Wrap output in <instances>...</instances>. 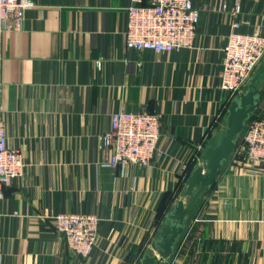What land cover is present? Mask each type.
<instances>
[{
	"label": "crops",
	"instance_id": "obj_1",
	"mask_svg": "<svg viewBox=\"0 0 264 264\" xmlns=\"http://www.w3.org/2000/svg\"><path fill=\"white\" fill-rule=\"evenodd\" d=\"M31 1L23 26L0 32V115L25 162L4 188L0 264H137L131 251L143 240L156 253L165 195L192 159L202 162L198 148L208 135L225 134L228 113L215 123L228 99L224 48L232 32L264 35V0H193L200 12L194 44L169 52L126 47L132 0ZM260 90L258 111L264 73ZM121 109L162 115L145 167L105 165L110 153L100 137ZM192 199L185 198L186 231L163 264H264V162L229 160L214 186ZM61 211L100 218L87 258L55 229Z\"/></svg>",
	"mask_w": 264,
	"mask_h": 264
},
{
	"label": "built area",
	"instance_id": "obj_2",
	"mask_svg": "<svg viewBox=\"0 0 264 264\" xmlns=\"http://www.w3.org/2000/svg\"><path fill=\"white\" fill-rule=\"evenodd\" d=\"M31 0H0V32L21 28ZM239 10V6H237ZM199 9L193 0H132L127 7L126 47L141 51L169 52L194 44ZM264 58V35L232 32L224 48L222 88L228 98L245 89L256 67ZM100 62H98V66ZM160 112H132L121 109L100 137V147L110 156L106 166L149 165L161 138ZM205 143L198 151L202 153ZM201 155V154H200ZM234 163L264 162V109L249 119L230 157ZM22 152L9 145L5 122L0 115V215L5 186L23 175ZM55 229L67 246L82 259L87 258L99 240L100 218L94 214L61 211L53 216ZM0 248V263L2 261Z\"/></svg>",
	"mask_w": 264,
	"mask_h": 264
},
{
	"label": "water",
	"instance_id": "obj_3",
	"mask_svg": "<svg viewBox=\"0 0 264 264\" xmlns=\"http://www.w3.org/2000/svg\"><path fill=\"white\" fill-rule=\"evenodd\" d=\"M263 73L264 62L250 77L245 89L232 99L228 108L225 134L220 137L213 135L207 141L202 162L187 179L184 196L173 205L162 220L158 231L159 239L151 245L156 253L147 250L137 264H163L176 253L190 219L188 208L191 201L187 203L185 198L191 196L192 200H196L216 183L245 130L247 121L260 106V77Z\"/></svg>",
	"mask_w": 264,
	"mask_h": 264
},
{
	"label": "trees",
	"instance_id": "obj_4",
	"mask_svg": "<svg viewBox=\"0 0 264 264\" xmlns=\"http://www.w3.org/2000/svg\"><path fill=\"white\" fill-rule=\"evenodd\" d=\"M232 99L233 98H228L227 99V101H226V103L224 105V109L222 108V110H221L220 117H217V119L215 121V123L217 125L222 123V117L224 118V115H226L228 113V108H229V105H230ZM259 112L260 111L257 110L255 113H253L251 115L250 119L256 118L259 115ZM223 123L225 124L226 122H223ZM212 136L213 135L210 133L208 135V138L210 139ZM207 140L204 143H207ZM198 154L200 155L201 152H199ZM196 165H197V159L194 158L188 163V165H187V167H186V169L184 171V174L182 175L181 180H180V182L177 185L176 190L167 193L165 195V197H164V201H161V203H160V205H159V207L157 209V214H156V219H155V228L157 229V231H158V229L161 226L163 218L169 212L170 206L172 205L173 202L176 201V198L178 197V194L180 193V191H182V189L186 185L187 179L192 174V172L195 169ZM146 251H147L146 240L145 241L143 240L140 244L135 245L132 248L131 252H132V254L134 252L133 255L137 256L138 259H139V258H141L143 256V254ZM131 252H130V254H131Z\"/></svg>",
	"mask_w": 264,
	"mask_h": 264
},
{
	"label": "rangeland",
	"instance_id": "obj_5",
	"mask_svg": "<svg viewBox=\"0 0 264 264\" xmlns=\"http://www.w3.org/2000/svg\"><path fill=\"white\" fill-rule=\"evenodd\" d=\"M226 124V123H225ZM185 188H186V185L184 186V188L182 189V191L184 192L185 191ZM155 252V251H154Z\"/></svg>",
	"mask_w": 264,
	"mask_h": 264
}]
</instances>
